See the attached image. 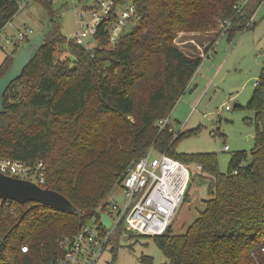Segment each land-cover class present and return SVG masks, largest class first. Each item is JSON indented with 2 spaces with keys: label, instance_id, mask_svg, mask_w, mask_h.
Here are the masks:
<instances>
[{
  "label": "trees",
  "instance_id": "trees-1",
  "mask_svg": "<svg viewBox=\"0 0 264 264\" xmlns=\"http://www.w3.org/2000/svg\"><path fill=\"white\" fill-rule=\"evenodd\" d=\"M38 1L48 14L50 27L36 56L4 93L0 156L28 164L42 160L43 186L66 196L84 217L34 201L9 206L0 202V233L4 236L0 264H43L58 256V239L87 222L105 202L117 170L122 173L120 183L126 166L149 149L199 162L203 179L209 180L204 209L188 229L181 234L169 233V226L164 234L152 237L170 264H264V72L246 106L255 113L254 147L250 153L232 154L226 173L219 172L214 153L176 154L178 135L173 140L175 131L170 124L163 128L157 125V120L170 115L202 62V57L187 56L174 45L176 33L209 31L218 17L228 25L225 35L230 40L245 26L246 15L237 4L243 0H132L141 15L138 35L128 32L112 50L98 46L86 49L69 40L67 46L74 56L70 66L54 61V45L64 42L65 37L53 21L52 3ZM19 3L0 0V29L18 12ZM105 24L95 33L98 45L107 38ZM167 24L172 28L155 36L153 32ZM19 46L15 44V51ZM12 54L0 64V76L11 65ZM149 66H154L150 89L144 97L136 98L137 79ZM49 68L58 77L44 73ZM38 72L42 73L31 92L22 98L19 81ZM91 99L97 111L119 117L120 126L113 130L103 124L95 140L76 146L81 135L70 128L56 129L68 122L80 124L81 113ZM58 133L62 149L54 147ZM108 136L110 143L102 140ZM128 142L132 149L122 156L120 146ZM116 155L121 158L116 159ZM250 157L252 162L247 164ZM22 245L27 251L21 250ZM141 261L154 264L150 256L143 255Z\"/></svg>",
  "mask_w": 264,
  "mask_h": 264
},
{
  "label": "rangeland",
  "instance_id": "rangeland-1",
  "mask_svg": "<svg viewBox=\"0 0 264 264\" xmlns=\"http://www.w3.org/2000/svg\"><path fill=\"white\" fill-rule=\"evenodd\" d=\"M45 2L52 3V9L55 12L53 21L59 25L60 32L65 37L64 42L54 45V61L56 64L70 66L74 56L72 50L67 46V41L74 40V34L77 31V14L83 9L89 10L97 0H45ZM131 3L132 0H123L115 6V12L111 17L113 22L120 19V13ZM237 4L243 7L242 13L246 15L245 26L233 35L232 39L229 40L225 35L228 25L218 17H214V27L209 31H179L173 39L174 45L187 56L195 57L202 54L201 57H205L187 83L186 91L178 98L169 115L170 127L175 131V135H178L174 145L175 152L176 154L214 153L217 158L218 170L221 173L227 172L232 154L238 151L250 153L254 147L255 113L246 106L255 89V82L261 78L264 68V61L258 62V59L264 56V0H243ZM134 9L137 16L124 21L122 32L115 41H110L107 36L106 40L98 45V40L95 41L94 35H91L86 38L83 47L98 46L101 50H112L116 47L120 37L128 32L131 31L137 36L136 31L140 25L141 15L136 7ZM49 27L50 20L41 2L20 0L18 12L0 31V64L6 55L15 51L14 41L19 31L27 32L28 28L31 29L32 33L28 34L30 39L35 34L45 33ZM171 28L172 25L167 24L161 30H156L153 33L155 36H159ZM146 31L145 29L143 32ZM7 38L10 39V42L5 41ZM206 53L207 55H205ZM153 69L154 66H149L146 73L137 79L134 87L136 98L144 97L149 91ZM44 71L50 76L58 77L51 68ZM41 73L23 77L19 81L18 86L22 98L31 92ZM225 106H229V109H225ZM79 121L80 124L77 125H72L69 122L58 125L56 130L60 132L63 127L70 128L73 133L81 135L76 146H85L86 140H95L98 137L100 131L103 130V124H107L108 129L117 130L121 119L97 111L96 102L91 99L82 111ZM126 132L127 130L124 131V133ZM57 138L59 140H54V147L62 149V139L59 133ZM76 138H74V142ZM102 140L111 142L109 136ZM132 145L131 142H128L120 146L122 156L132 149ZM225 145L229 149L225 150ZM68 150H71L69 146ZM148 151L152 155L157 154L153 149ZM115 158L120 159L121 155H116ZM181 162L190 168L191 177L185 198L168 231L177 234L184 233L198 213L204 209L203 201L208 197L209 187L208 178L203 179L202 176V164L190 159ZM121 164L124 163L121 162ZM197 165H200L198 170L196 169ZM117 172L116 182L107 192L103 202L108 199L110 202L120 205L125 201V197L118 182L122 174L121 169ZM205 175L207 176V174ZM107 211L109 212V210ZM116 234V238L97 264H146L141 261L143 255L150 256L154 264H170V259L158 248L152 237L128 232L125 228H121Z\"/></svg>",
  "mask_w": 264,
  "mask_h": 264
},
{
  "label": "built area",
  "instance_id": "built-area-1",
  "mask_svg": "<svg viewBox=\"0 0 264 264\" xmlns=\"http://www.w3.org/2000/svg\"><path fill=\"white\" fill-rule=\"evenodd\" d=\"M118 4H120L119 0H97L89 10H81L76 18L77 31L74 34V41L83 46L86 38L91 35L95 37L98 26L103 23H106L105 31L108 39L115 41L122 32L124 21L137 16L131 3L120 13V19L113 22L111 17ZM29 33H32L29 28L27 32L19 31L14 45L27 43ZM5 41L10 42V39L7 38ZM258 83L259 79L255 85ZM225 109H229V106H225ZM168 124H170L169 116L157 120L160 128ZM176 136L177 134L174 135V139ZM224 149L227 150L229 147L225 145ZM44 168L45 164L42 160L36 164H28L0 156V172L28 179L41 187H44L45 182ZM196 169H200V165H197ZM190 177V168L180 160L166 153L152 155L147 151L145 155L129 163L124 170L119 186L125 201L118 205L107 199L96 209L88 222L58 239L59 255L43 264H97L122 226L141 236L154 237L164 234L186 195ZM5 204L9 206L13 205V202L5 201ZM101 213L108 215L111 222L109 227L101 224L99 218ZM3 246L4 236L0 233V250ZM21 250L27 251V246L22 245Z\"/></svg>",
  "mask_w": 264,
  "mask_h": 264
},
{
  "label": "water",
  "instance_id": "water-1",
  "mask_svg": "<svg viewBox=\"0 0 264 264\" xmlns=\"http://www.w3.org/2000/svg\"><path fill=\"white\" fill-rule=\"evenodd\" d=\"M45 33L33 35L26 44L21 45L13 55L9 68L0 76V113L4 111V93L9 85L17 80L25 67L36 56L44 41ZM263 61V56L258 62ZM251 138V136H249ZM252 162L248 158L247 164ZM5 201L25 204L34 201L42 205L71 212L84 217L79 210L66 196L47 187H41L28 179L13 177L0 172V202ZM100 222L104 227L110 226V219L106 213L99 215Z\"/></svg>",
  "mask_w": 264,
  "mask_h": 264
},
{
  "label": "crops",
  "instance_id": "crops-1",
  "mask_svg": "<svg viewBox=\"0 0 264 264\" xmlns=\"http://www.w3.org/2000/svg\"><path fill=\"white\" fill-rule=\"evenodd\" d=\"M203 55H204V54H203ZM205 55H207V53H206ZM199 56L201 57L202 54H199ZM203 58H205V57H202V59H203ZM207 58H208V57H207ZM207 58H206V59H207ZM263 61H264V56H263ZM208 64H209V62H208ZM187 87H188V85H187ZM185 91H186V90H185ZM248 100H249V99H248ZM237 105H238V104H237Z\"/></svg>",
  "mask_w": 264,
  "mask_h": 264
}]
</instances>
